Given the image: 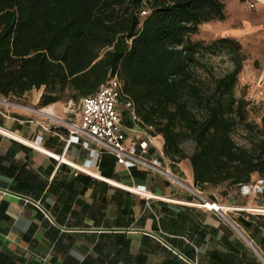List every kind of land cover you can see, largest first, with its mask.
I'll use <instances>...</instances> for the list:
<instances>
[{
	"label": "trees",
	"instance_id": "16d2710c",
	"mask_svg": "<svg viewBox=\"0 0 264 264\" xmlns=\"http://www.w3.org/2000/svg\"><path fill=\"white\" fill-rule=\"evenodd\" d=\"M226 18L225 0H0V96L45 88L41 107L78 104L118 75L138 124L163 137L170 161L190 162L197 187L241 189L264 179L262 144L233 137L254 132L235 93L244 55L229 38H192ZM218 56L230 71L215 73Z\"/></svg>",
	"mask_w": 264,
	"mask_h": 264
},
{
	"label": "crops",
	"instance_id": "0c3cea01",
	"mask_svg": "<svg viewBox=\"0 0 264 264\" xmlns=\"http://www.w3.org/2000/svg\"><path fill=\"white\" fill-rule=\"evenodd\" d=\"M43 93L0 96V264H264L261 195L203 190L232 207L231 223L221 219L165 177L77 143L63 123L35 111H60L40 106ZM120 110L134 141L142 128ZM163 148L153 136L148 158L194 184L190 162L162 158Z\"/></svg>",
	"mask_w": 264,
	"mask_h": 264
},
{
	"label": "built area",
	"instance_id": "2783aa9c",
	"mask_svg": "<svg viewBox=\"0 0 264 264\" xmlns=\"http://www.w3.org/2000/svg\"><path fill=\"white\" fill-rule=\"evenodd\" d=\"M254 1L260 2L259 0H250L247 4L248 7L254 8ZM141 15H147V11H142ZM262 83L264 84V80ZM3 102L11 104L7 100ZM121 104L129 112L131 120L138 124L139 120L133 103L124 99L122 81L118 75H110L95 94L82 99L79 122H67L59 119L48 108L35 109V111L48 114L53 119L63 123L70 137L75 139L77 143L82 141L86 149L96 147L100 153L114 156L117 163L127 169L140 167L165 177L194 197L192 205L213 212L221 219L231 223L227 213L232 210V207L223 206L207 198L205 193L195 184H191L169 171L160 158H148L153 140L149 130L152 128L141 127L142 129L138 130L141 136L128 142L120 110ZM22 107L27 108L26 106ZM161 157H165L163 152ZM136 191L140 194L145 193L140 188ZM240 191L246 195H262L264 193V179L257 177L250 184L242 186Z\"/></svg>",
	"mask_w": 264,
	"mask_h": 264
},
{
	"label": "rangeland",
	"instance_id": "374dc122",
	"mask_svg": "<svg viewBox=\"0 0 264 264\" xmlns=\"http://www.w3.org/2000/svg\"><path fill=\"white\" fill-rule=\"evenodd\" d=\"M248 1L250 0H225L226 20L202 25L199 33L192 38L206 42L229 38L241 46L245 60L235 93L237 98H244L249 103L247 123L253 126L254 132L248 131L244 125L238 126L233 137L241 145L250 146L251 142L262 144V148H257L264 151V134L257 129V125L264 128V4L254 1L255 7L250 8ZM213 66L215 73L219 75L232 69L226 56L215 57ZM41 89L45 91V88ZM55 104L60 107L56 115L58 118L67 122H79L81 101L78 104L72 101ZM187 147L192 149L190 144Z\"/></svg>",
	"mask_w": 264,
	"mask_h": 264
},
{
	"label": "bare ground",
	"instance_id": "6f19581e",
	"mask_svg": "<svg viewBox=\"0 0 264 264\" xmlns=\"http://www.w3.org/2000/svg\"><path fill=\"white\" fill-rule=\"evenodd\" d=\"M259 1L264 4V0H259Z\"/></svg>",
	"mask_w": 264,
	"mask_h": 264
}]
</instances>
